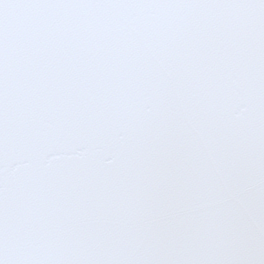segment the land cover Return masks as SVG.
<instances>
[{
	"label": "snow or ice",
	"instance_id": "obj_1",
	"mask_svg": "<svg viewBox=\"0 0 264 264\" xmlns=\"http://www.w3.org/2000/svg\"><path fill=\"white\" fill-rule=\"evenodd\" d=\"M0 264H264V0H0Z\"/></svg>",
	"mask_w": 264,
	"mask_h": 264
}]
</instances>
